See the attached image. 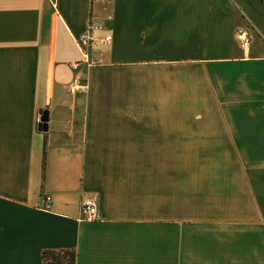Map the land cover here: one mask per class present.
I'll list each match as a JSON object with an SVG mask.
<instances>
[{"label":"crops","instance_id":"obj_1","mask_svg":"<svg viewBox=\"0 0 264 264\" xmlns=\"http://www.w3.org/2000/svg\"><path fill=\"white\" fill-rule=\"evenodd\" d=\"M88 18L111 39L72 69ZM65 248L264 264L263 0H0V264Z\"/></svg>","mask_w":264,"mask_h":264},{"label":"built area","instance_id":"obj_2","mask_svg":"<svg viewBox=\"0 0 264 264\" xmlns=\"http://www.w3.org/2000/svg\"><path fill=\"white\" fill-rule=\"evenodd\" d=\"M264 1V0H263ZM95 31H100L99 34H95ZM111 39V34L108 30L101 27L94 19L88 18L85 27L81 33L73 37L74 44L79 52V57L70 61V67L76 69L78 65H82L85 69H88L98 59H94L91 56L92 48L95 44H107ZM242 43H246V38L243 37ZM87 84H80L77 76L73 77L67 84V91L74 92L77 90H86ZM50 196L44 194L41 200V209H47L49 207ZM97 217L96 202L92 195L81 194L78 200L77 206V220H93Z\"/></svg>","mask_w":264,"mask_h":264},{"label":"trees","instance_id":"obj_3","mask_svg":"<svg viewBox=\"0 0 264 264\" xmlns=\"http://www.w3.org/2000/svg\"><path fill=\"white\" fill-rule=\"evenodd\" d=\"M41 166L43 168V157ZM74 249H43L41 251V264H74Z\"/></svg>","mask_w":264,"mask_h":264},{"label":"water","instance_id":"obj_4","mask_svg":"<svg viewBox=\"0 0 264 264\" xmlns=\"http://www.w3.org/2000/svg\"><path fill=\"white\" fill-rule=\"evenodd\" d=\"M47 112L45 109H41L39 121L37 123L38 128L45 129V121H46Z\"/></svg>","mask_w":264,"mask_h":264}]
</instances>
